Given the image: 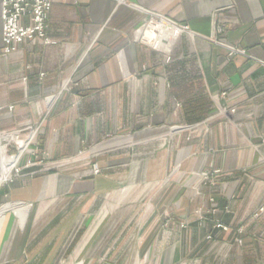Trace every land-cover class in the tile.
Listing matches in <instances>:
<instances>
[{
	"label": "crops",
	"instance_id": "1",
	"mask_svg": "<svg viewBox=\"0 0 264 264\" xmlns=\"http://www.w3.org/2000/svg\"><path fill=\"white\" fill-rule=\"evenodd\" d=\"M47 35L0 55V133H34L0 256L35 207L9 254L264 264V0H52Z\"/></svg>",
	"mask_w": 264,
	"mask_h": 264
},
{
	"label": "built area",
	"instance_id": "2",
	"mask_svg": "<svg viewBox=\"0 0 264 264\" xmlns=\"http://www.w3.org/2000/svg\"><path fill=\"white\" fill-rule=\"evenodd\" d=\"M51 7L52 0H0V55H7L14 52L18 45L25 41L41 39L45 43L50 42L47 29ZM160 20L166 19L151 18L149 23ZM140 35L145 40L144 36L142 34ZM234 111L235 108L228 110L231 113ZM0 135H13L16 138L13 140L3 138L1 142L7 146L8 156H19L12 168L13 170L17 167L16 171L18 172L20 169L18 168V160L32 144L34 133L26 139L21 138L22 144L18 143V139L20 138V131L18 130L1 132ZM13 143L17 146V152L11 154L9 145ZM8 179L4 180L1 185ZM263 211L264 205L260 208V212ZM218 226L222 227L221 224Z\"/></svg>",
	"mask_w": 264,
	"mask_h": 264
},
{
	"label": "rangeland",
	"instance_id": "3",
	"mask_svg": "<svg viewBox=\"0 0 264 264\" xmlns=\"http://www.w3.org/2000/svg\"><path fill=\"white\" fill-rule=\"evenodd\" d=\"M147 23H149V21ZM174 36H176V35H174ZM9 148H10V150H12L10 152L11 154L17 152L16 144L13 143V144L9 145ZM21 158H19V160H18L19 161L18 168H20L19 171L18 172L16 171L17 167L14 168L12 170V173H11L9 179L7 181H5L1 186L11 182L13 179L19 177L22 174V166L20 164ZM96 170H97V168H96ZM96 172H99V170L96 171ZM10 202H11V200H1L0 199V206H4L5 204L10 203ZM36 211H37V208H35V207H31L30 208V210L28 212V215H27L28 218L24 222V224L20 223L19 218L15 219V221L13 223L14 227L12 228V231L10 232L9 237H8L7 242L5 244V247H4L5 251L3 250V252H5V256H4V254H3V256H0V264H80L81 263V258L75 259V257L73 255L72 256L68 255V256H63V257L58 256V257L47 258V257H43V256L34 257V256H32L30 254V256L28 255V257H27V256H24L22 254V252L19 255V253H17L16 251L15 252L11 251L10 254H9L10 251H8V250L6 251V248H10L13 236L16 239L25 240L27 238L29 232L33 228V227L31 228V226H32L31 222H32V219L35 216H37ZM50 214L51 213L48 212V213L43 214L42 216H40L41 221H43L45 218L49 217ZM83 227H84V229H83L84 230V240L81 243L86 244L87 243L86 238L89 236V234L91 232L92 225H89V226L86 227V224H84ZM2 243L4 244V242H2ZM75 243L73 244L74 246H75ZM90 243L91 242L89 241L88 244H90ZM139 243H140V241L131 240V241L127 242V247L128 248H130V247L131 248H135L136 246L139 245ZM77 246H78L77 249H79V243H78ZM132 264H140V258L136 256L135 260L133 261Z\"/></svg>",
	"mask_w": 264,
	"mask_h": 264
},
{
	"label": "bare ground",
	"instance_id": "4",
	"mask_svg": "<svg viewBox=\"0 0 264 264\" xmlns=\"http://www.w3.org/2000/svg\"><path fill=\"white\" fill-rule=\"evenodd\" d=\"M159 23V26L162 30V32L166 33V34H171L170 36H174V35H177V31L171 23H169L168 21L166 20H160L158 21ZM171 39L170 38H164V39H159L158 40L156 39L155 41V45H161V43L166 46L167 44V47L169 46L170 44V41ZM7 139V140H13V139H16L13 135H0V169H1V173H0V185L1 183L6 180L7 178L10 177L11 173H12V168H13V165L14 163L17 161L18 157L19 156H8L7 155V146L1 142L2 139ZM21 137L18 139V143L22 144V141H21ZM4 168L6 169V171L9 172L8 173H5V170Z\"/></svg>",
	"mask_w": 264,
	"mask_h": 264
}]
</instances>
